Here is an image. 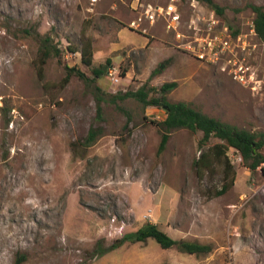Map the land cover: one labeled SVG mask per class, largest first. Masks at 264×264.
<instances>
[{
    "label": "rangeland",
    "instance_id": "374dc122",
    "mask_svg": "<svg viewBox=\"0 0 264 264\" xmlns=\"http://www.w3.org/2000/svg\"><path fill=\"white\" fill-rule=\"evenodd\" d=\"M134 1L0 0V264H133L140 259L136 253L155 256L154 247L161 249L157 264H264V172L250 170L230 148L234 185L214 197L223 165L216 163L204 177L194 165L203 132L174 129L159 153L166 110L114 97L145 83L177 81L170 101L264 131V42L251 33V5L264 7V0H214L222 15L199 2L231 31L244 33L248 47L241 56L256 70L247 85L178 47L164 20L131 27ZM180 7L187 23L192 0ZM46 34L60 54L48 59L40 78L36 59ZM87 38L92 65L82 61ZM108 58L95 83L100 94L76 75L61 86L67 67L92 77V67ZM166 59L165 69L152 75ZM91 126L104 131L87 146ZM223 142L212 137L204 149ZM148 220L174 238L210 244L212 251L162 249L149 239L128 245L125 253L94 257L100 239L109 244Z\"/></svg>",
    "mask_w": 264,
    "mask_h": 264
},
{
    "label": "trees",
    "instance_id": "16d2710c",
    "mask_svg": "<svg viewBox=\"0 0 264 264\" xmlns=\"http://www.w3.org/2000/svg\"><path fill=\"white\" fill-rule=\"evenodd\" d=\"M208 5L215 10L217 14L222 15L224 9L214 0H197ZM251 8L255 13L253 24L258 37L264 42V7L252 4ZM27 33L29 30L26 31ZM237 33V32H235ZM42 43L36 59V67L40 78H44L45 65L48 59L53 55H59L58 49L53 46L52 38L46 34L41 37ZM71 49V47H69ZM93 43L90 39L83 42L81 49L82 61L87 65H92ZM111 59L108 58L106 63L92 67L93 76H88L82 70L76 67H67V72L61 81V86H66L73 75L83 79L89 85H94L96 93L101 92V88L95 85L96 80L102 77L107 69ZM168 59L159 63L153 70L152 75L158 74L165 69ZM177 81H167L161 86L150 85L145 83L137 90H129L123 94L114 95L116 99L124 100L130 97L138 99L145 106H155L166 110V117L159 124L163 127V134L158 148L161 153L166 148L170 133L174 129H189L191 131L201 130L203 136L199 141L200 155L194 161L197 173L204 177L206 171H211L215 164L220 162L223 165L222 184L217 188L213 196L218 197L227 193L234 185L235 171L234 165L228 155L230 148L236 149L244 164L252 171L260 168L264 172V131L254 132L248 129L239 128L236 125L229 124L218 118L212 117L203 111L196 109L186 101H170L167 94L176 88ZM100 98L103 99L104 97ZM98 104V114H102V107ZM103 127L91 126L85 138V145L91 146L103 134ZM212 137H217L224 141L223 143H215L204 149ZM213 198V197H212ZM149 239L155 240L161 248H175L181 252L189 254H205L212 251L210 244H203L197 241L186 239H177L172 237L160 226L152 221H146L139 228L133 231L125 232L122 236L115 238L111 243L105 244L103 240H99L93 251L94 257H102L126 243L147 242Z\"/></svg>",
    "mask_w": 264,
    "mask_h": 264
},
{
    "label": "built area",
    "instance_id": "2783aa9c",
    "mask_svg": "<svg viewBox=\"0 0 264 264\" xmlns=\"http://www.w3.org/2000/svg\"><path fill=\"white\" fill-rule=\"evenodd\" d=\"M182 0H169L165 5L145 6L142 0H135L132 10L136 17L130 26L140 28L145 21L153 26L158 21L164 20L166 28L175 34L177 46L186 51L195 59L217 66L227 72L234 80L242 85H247L249 79H254L255 69H250L245 57L241 56L247 49V39H242L244 33L231 31L214 11H203V6L197 0H192L193 11L187 23L183 21L181 11ZM186 30H183V28ZM252 24L251 33L256 35ZM237 32V33H235ZM113 69L108 70V75L119 81Z\"/></svg>",
    "mask_w": 264,
    "mask_h": 264
},
{
    "label": "crops",
    "instance_id": "0c3cea01",
    "mask_svg": "<svg viewBox=\"0 0 264 264\" xmlns=\"http://www.w3.org/2000/svg\"><path fill=\"white\" fill-rule=\"evenodd\" d=\"M145 37V43L146 44H148L149 43V39H150V37L149 36H147V35H145L144 36ZM153 222V221H152ZM138 243V242H137ZM130 244H136V243H126V244H124L123 246H121L120 248H118V249H116L115 251H120V250H122V252L123 253H125V248L128 246V245H130ZM163 249V248H162ZM159 250H161V249H159V248H157V247H154V251L156 252V254H154L155 256H151V257H148L144 252H142V253H136V256H139L140 257V259L139 260H137L136 258H135V261H133V264H157V263H159L160 261L159 260H161L159 257H158V255H157V253H158V251ZM121 252V253H122ZM158 257V258H157ZM118 264H120V263H118Z\"/></svg>",
    "mask_w": 264,
    "mask_h": 264
}]
</instances>
